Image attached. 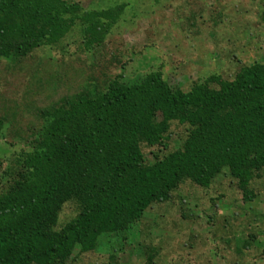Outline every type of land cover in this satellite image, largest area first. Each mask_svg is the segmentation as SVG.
<instances>
[{
  "label": "rangeland",
  "instance_id": "374dc122",
  "mask_svg": "<svg viewBox=\"0 0 264 264\" xmlns=\"http://www.w3.org/2000/svg\"><path fill=\"white\" fill-rule=\"evenodd\" d=\"M57 2L73 7L62 14L68 26L25 56H0V199L30 176L22 161L44 145L46 113L94 99L113 82L129 87L158 74L173 91L188 92L264 64V0ZM187 134L172 122L164 146H142L146 163ZM249 190L245 199L227 169L208 188L183 181L130 229L99 236L87 251L76 246L65 264H264V168ZM78 212L65 203L57 229Z\"/></svg>",
  "mask_w": 264,
  "mask_h": 264
},
{
  "label": "trees",
  "instance_id": "16d2710c",
  "mask_svg": "<svg viewBox=\"0 0 264 264\" xmlns=\"http://www.w3.org/2000/svg\"><path fill=\"white\" fill-rule=\"evenodd\" d=\"M57 1L0 0V56H25L68 26L62 14L73 7ZM46 115L43 147L22 161L30 176L0 199V264H65L76 246L87 251L99 236L130 229L183 181L208 188L223 169L250 199L254 172L264 168V64L188 92L158 74L129 87L113 82ZM172 122L187 127L182 145L146 163L142 146H164ZM67 202L79 212L57 229Z\"/></svg>",
  "mask_w": 264,
  "mask_h": 264
}]
</instances>
